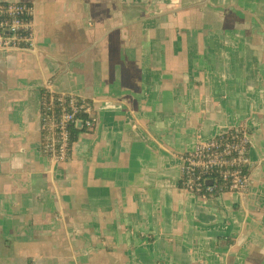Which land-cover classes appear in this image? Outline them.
Here are the masks:
<instances>
[{
    "label": "crops",
    "instance_id": "obj_1",
    "mask_svg": "<svg viewBox=\"0 0 264 264\" xmlns=\"http://www.w3.org/2000/svg\"><path fill=\"white\" fill-rule=\"evenodd\" d=\"M6 3L33 20L0 49V264H264V0ZM42 89L96 102L68 163L44 154ZM238 126L247 190L181 189L180 156Z\"/></svg>",
    "mask_w": 264,
    "mask_h": 264
},
{
    "label": "built area",
    "instance_id": "obj_2",
    "mask_svg": "<svg viewBox=\"0 0 264 264\" xmlns=\"http://www.w3.org/2000/svg\"><path fill=\"white\" fill-rule=\"evenodd\" d=\"M1 14H6L11 20L2 25L9 26L10 36H4L0 32V49L19 47L21 41L25 40L27 45H31V24L28 20V9L22 3H10L5 9H0ZM20 30L28 31L27 36L20 37ZM70 109V113L63 112L65 122L75 121L81 112H91V107L84 101L80 104L69 96H64ZM88 126L92 122H86ZM229 138L222 136L211 138L206 143L199 146L196 151L187 153L184 157L183 177L185 185L193 191L213 193L215 191L229 193H243L247 190L249 182V170L252 165L250 158V132L244 126L235 127L229 133ZM71 138L67 129L62 133L59 140L57 155L63 157L69 151ZM211 174L221 176L220 182H215L212 186H204L203 181ZM207 179V178H206Z\"/></svg>",
    "mask_w": 264,
    "mask_h": 264
},
{
    "label": "bare ground",
    "instance_id": "obj_3",
    "mask_svg": "<svg viewBox=\"0 0 264 264\" xmlns=\"http://www.w3.org/2000/svg\"><path fill=\"white\" fill-rule=\"evenodd\" d=\"M25 5L28 9V20H29L30 24L32 25V20H33L32 6L29 4H25ZM43 90H46L49 93L58 96V102L63 106V110L61 113H59V115H56V117H54V116L47 117L43 114L45 110L42 108V103L40 101L41 139H42L43 133H45V132L48 133V136L46 138V144L44 145V154L46 157L54 160L55 162L68 163V161L71 159L73 144L75 143L72 141V138H73V131L72 130L73 129L74 130L80 129V130H82V132H80V134H82V133L92 134L97 130L99 118H98V110H97L96 102L90 98L79 97V96L70 95V94H56V93H52L51 91H49L47 89H42V91ZM42 91H41V93H42ZM65 95L69 96V98L72 97L73 99H75L78 104H80L81 101L86 102L87 104L90 105L91 112H81L77 115V118L75 121L65 122V120L63 118V112L66 111V112L70 113V109H69L67 103H65L66 102L65 100H67V99H64ZM87 121H89L90 123L92 122V125L88 126L86 124ZM65 128L68 131L69 138H71V142L69 143V147H68L69 151L67 152V154L63 157H59L57 155V148L59 146V140H60V138H62V133H63ZM79 135H78V137H79ZM202 144H204V143H202ZM202 144H200L199 146H201ZM199 146H197L192 151H196L199 148ZM42 147H43V142H42ZM186 154H183L182 156H180L182 159V167H181V174H180V187H181V189H184V190L188 191L189 193H191L195 196L201 197L202 199H208L211 196H215V195H219V194L224 193V192H220V191H215L213 193H206L205 191L196 192V191L191 190L190 188H188L185 185V180L183 177L185 164H184L183 157ZM206 178L203 181L204 186H212V185H214L215 182L221 181V176L218 174H211V175L207 176Z\"/></svg>",
    "mask_w": 264,
    "mask_h": 264
},
{
    "label": "trees",
    "instance_id": "obj_4",
    "mask_svg": "<svg viewBox=\"0 0 264 264\" xmlns=\"http://www.w3.org/2000/svg\"><path fill=\"white\" fill-rule=\"evenodd\" d=\"M7 5L8 4H3L2 7L5 9ZM10 20L11 19L5 13L0 14V32L3 33L4 36H10L9 26L8 25H2V23H5L7 21L9 22ZM27 33H28V31L20 30L18 32V35L20 37H25V36H27ZM20 47L26 48L25 40L21 41ZM41 103H42V108L45 110L43 114L47 117H50V116L56 117V115H59V113H61L63 110V106L58 102V96L51 94L46 90H43L41 93ZM72 131H73L72 141L75 142L77 140L80 132H82V130H80V129L74 130L73 129ZM47 136H48L47 132L43 133V136H42L43 149H44V145L46 144ZM222 137L229 138V136L227 134H225Z\"/></svg>",
    "mask_w": 264,
    "mask_h": 264
},
{
    "label": "rangeland",
    "instance_id": "obj_5",
    "mask_svg": "<svg viewBox=\"0 0 264 264\" xmlns=\"http://www.w3.org/2000/svg\"><path fill=\"white\" fill-rule=\"evenodd\" d=\"M6 4H10V3H6ZM3 5V4H2ZM2 5H1V7H0V9H4L3 7H2ZM7 5V6H8ZM6 6V7H7ZM1 14V13H0ZM30 46L29 45H27L26 44V48H29ZM10 48H21L20 46L19 47H10ZM216 53L217 54H220V53H222V54H231V53H234V50H233V48L232 47H228V46H223L220 50H218V51H216Z\"/></svg>",
    "mask_w": 264,
    "mask_h": 264
}]
</instances>
